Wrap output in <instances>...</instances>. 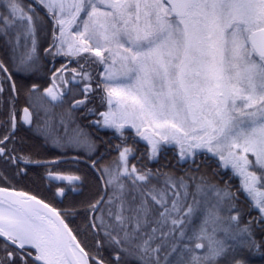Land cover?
<instances>
[{"label":"snow or ice","instance_id":"snow-or-ice-1","mask_svg":"<svg viewBox=\"0 0 264 264\" xmlns=\"http://www.w3.org/2000/svg\"><path fill=\"white\" fill-rule=\"evenodd\" d=\"M0 9V182L59 162L39 158L34 138L76 151L72 162L95 181L77 200L87 171L48 170L44 179L68 182L54 193L68 197L62 208L0 186V264H248L264 253V0H0ZM48 56L66 62L47 87L16 82ZM97 93L107 106L98 114L88 107ZM80 109L119 138L109 163L92 159L100 145L72 127ZM128 128L146 141L139 157ZM169 147L179 175L147 166ZM202 156L239 176V189L202 170ZM81 211L95 253L66 222Z\"/></svg>","mask_w":264,"mask_h":264},{"label":"trees","instance_id":"trees-1","mask_svg":"<svg viewBox=\"0 0 264 264\" xmlns=\"http://www.w3.org/2000/svg\"><path fill=\"white\" fill-rule=\"evenodd\" d=\"M2 10V9H0ZM51 36V33H46L45 30L40 35V52L42 55V51L44 47H47L49 37ZM44 69L31 76V77H24L22 74L16 73L14 74V79L18 84H27L30 85L31 83L35 82L38 83L37 80H42V88L45 87L48 81V76L50 75V68H48L47 62L43 59ZM40 84V83H38ZM33 143H36L39 148L40 157L44 160H49L56 158L61 155H68V154H75L77 155V152L75 151H66L62 152L61 150H58L57 148L53 147L50 144H43L42 141L39 140V138H34L32 140ZM142 147V146H141ZM143 148V149H142ZM140 150L144 151L146 148L142 147ZM81 156H84L83 154L79 153ZM99 154V151L96 152L93 156L96 157ZM116 154L114 152H110L107 156H104L101 160H99V165L107 164L114 158ZM201 159L205 160V163L201 165L202 170L206 169L209 174H211L213 171L216 172V175L214 177V180L216 182H219L220 184H223L225 181H228L232 187L233 191H236L239 189L240 185L237 183V180L235 177H232L231 174L228 173V171H224L221 168H218V161L212 158H206L204 156L201 157ZM161 163V165H160ZM151 168H160L162 166L164 167L165 171H176L177 175L180 174V166L177 165L176 160L174 158V150L173 149H167L164 152L161 153L158 162H153L147 165ZM187 167V165H185ZM77 169L80 170V174H84L85 171L88 173V180L83 185V194L82 195H73V198L80 200L86 198L91 191H95V181L93 178V173L90 169L86 168V165L84 163L80 164H74L72 160L61 162L58 164H54L51 166H28V175L24 177H17L13 179L11 175H9V182L8 183H2L0 182L1 186L4 187H12L14 186L15 189L23 190L28 193H31L33 195H36L38 198L45 200V202L52 204L53 206L57 208L65 207L67 204L68 198H64L63 203H61L60 200L54 197V184H51L47 179H44V174L48 170L53 171H64V172H76ZM246 199L245 195L243 193H240V200L241 202H244ZM253 215H255V212H253ZM84 216L85 213L81 211L79 215H76L75 217H72L68 220H66L67 223H69V227L74 230V234L76 232H79L78 240L82 242V245L86 246V250L91 251L95 253V247L92 241V237L90 235H86L85 230L83 228L84 225ZM102 254L107 256L109 253L107 250H103ZM248 264H264V253L257 252L254 254H250Z\"/></svg>","mask_w":264,"mask_h":264},{"label":"flooded vegetation","instance_id":"flooded-vegetation-1","mask_svg":"<svg viewBox=\"0 0 264 264\" xmlns=\"http://www.w3.org/2000/svg\"><path fill=\"white\" fill-rule=\"evenodd\" d=\"M49 28H50V31H49ZM45 32L48 33H51V26L50 24H48L46 27H45ZM42 54H43V51H42ZM44 60L47 62V57L44 58ZM49 61V60H48ZM72 64H75L74 62ZM50 76V75H49ZM49 76H48V83H47V86L49 85L50 83V80H49ZM42 80H37L38 83H40V85H42L43 82H41ZM45 85V87H47ZM42 86H41V90H42ZM99 101L96 99V97L94 96L92 98V102L89 103L88 107L89 108H95L96 110V113L98 112V110H100V106H99ZM68 105L67 104H64V105H56L54 108L57 110V111H64L65 109H67ZM101 111V110H100ZM86 112V109H80L79 111H77L75 114H74V122H76L83 130H85L89 135H92L91 137L97 141V143L101 146V149H103L102 151H100V153H104L105 156H107L108 154H110L111 151L115 152V149L112 148L111 150H108L110 148V146H114L116 145V141H118V143H120V140L118 137H116L114 134H111L112 132H108V129H101L99 128L98 126L94 125L92 123V121L96 120L98 118V115H94V114H87L85 115L84 113ZM23 134V130H22V133ZM128 139L130 140V143L133 144V142L135 141V147L138 149V157L140 156L141 151L140 149V146H138L137 144L139 143L138 140L136 139V137H134L133 135L129 134V136H127ZM132 139V140H131ZM101 141H109V143H101ZM127 143H128V140H127ZM60 150V149H58ZM70 156H75V154H68V155H61V156H58L56 158H61V157H64V158H67V157H70ZM101 155H97L96 157H94L93 159H96L97 157H99ZM135 156H136V153H135ZM56 158H53V159H56ZM49 160H52V159H49ZM66 161H70V160H65V161H62V162H66ZM136 161V159H135ZM58 163H61V162H58ZM56 163V164H58ZM54 165V164H52ZM161 165V163H160ZM34 166V165H32ZM48 166H51V165H48ZM155 169V168H154ZM53 171V170H51ZM47 172V171H46ZM45 172V173H46ZM54 172H59V171H54ZM45 175V174H44ZM48 180V179H47ZM49 181V180H48ZM50 182V181H49ZM51 184H54V192L55 193V189L57 187H63L65 185L68 184L67 181H64V182H61L59 181L58 183H53V182H50ZM75 195V194H73ZM57 198L58 200H62L64 198H68V197H64V198H61V197H55ZM55 207V206H54Z\"/></svg>","mask_w":264,"mask_h":264},{"label":"rangeland","instance_id":"rangeland-1","mask_svg":"<svg viewBox=\"0 0 264 264\" xmlns=\"http://www.w3.org/2000/svg\"><path fill=\"white\" fill-rule=\"evenodd\" d=\"M49 31H50V28H49ZM49 31H48V33H49ZM51 41V36L49 37V41L48 42H50ZM43 55V54H42ZM49 60V61H48ZM66 61H65V59L63 58V57H57L54 61H53V59H52V57L51 56H48L47 57V65H48V68H50L51 70H54V67H59L60 66V64H62V63H65ZM82 63H83V61H81ZM72 67H76V64H72L71 65ZM102 70V69H101ZM48 83V82H47ZM46 86H47V84H46ZM99 93H97L96 95H95V97H96V99L99 101ZM100 103V102H99ZM99 106H100V110L101 111H105V110H107V106L106 105H101V104H99ZM100 110H98V112H97V114L99 113V112H101ZM53 112L54 113H60V112H62V111H57L55 108H53ZM76 125H78L76 122H74L73 124H72V127H75ZM63 131V129H61V132ZM84 132L85 133H87L85 130H84ZM108 132H112L111 134H114V132L112 131V130H108ZM88 134V133H87ZM129 134H131V135H133L134 137H136V139L138 140V146H140V148H142V147H145L146 148V141H143L139 136H137L136 135V133H135V129H131V128H128L127 130H126V136H129ZM90 136H92V135H90ZM132 140V139H131ZM116 141V144H118V141L117 140H115ZM128 144H130L131 145V143H130V140L128 139ZM142 146V147H141ZM143 149V148H142ZM167 149H172V148H166V150ZM103 149H101V146H99V149H98V151H99V154L98 155H103V157L105 156L104 155V153H100V151H102ZM174 150V149H173ZM67 151H70V150H67ZM71 151H73V150H71ZM97 151V152H98ZM62 152H66V151H62ZM76 152V151H75ZM113 151H111V153H112ZM81 154H83L84 155V153L83 152H80ZM115 153V152H114ZM116 155L114 156V157H116L117 155H118V153L116 152L115 153ZM138 151L136 152V157H138ZM99 160H101V159H99ZM98 160V161H99ZM113 160V159H112ZM130 163H136V161H135V159L133 158V159H131L130 160ZM104 165V164H103ZM222 169V168H221ZM224 171H228V173L229 174H231L232 175V177H235L236 178V180H237V183L240 185V181H241V178L239 177V176H235V175H233L232 174V171H231V169L229 168V169H223ZM233 191V190H232Z\"/></svg>","mask_w":264,"mask_h":264},{"label":"water","instance_id":"water-1","mask_svg":"<svg viewBox=\"0 0 264 264\" xmlns=\"http://www.w3.org/2000/svg\"><path fill=\"white\" fill-rule=\"evenodd\" d=\"M71 157H73V156H70V157H67V158H64V157H61V158H59V162H62V161H65V160H71ZM100 157L101 156H99V157H97L95 160H99L100 159ZM57 159V158H56ZM52 160H54V159H52ZM50 182H53V183H58L59 181H56V180H50V179H48ZM1 186V185H0ZM17 190V189H16ZM17 191H23V190H17ZM29 194H31V193H29ZM33 195V194H32ZM40 199V198H39Z\"/></svg>","mask_w":264,"mask_h":264}]
</instances>
